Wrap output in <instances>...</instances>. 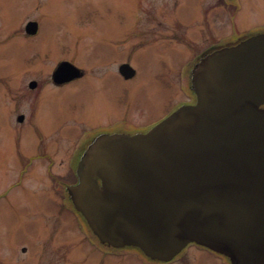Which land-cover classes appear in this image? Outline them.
<instances>
[{
  "label": "water",
  "instance_id": "obj_1",
  "mask_svg": "<svg viewBox=\"0 0 264 264\" xmlns=\"http://www.w3.org/2000/svg\"><path fill=\"white\" fill-rule=\"evenodd\" d=\"M78 72L62 60L52 79ZM191 86L195 101L147 131L96 137L68 186L73 204L101 242L151 260L193 242L230 264H264V33L204 54Z\"/></svg>",
  "mask_w": 264,
  "mask_h": 264
},
{
  "label": "rangeland",
  "instance_id": "obj_2",
  "mask_svg": "<svg viewBox=\"0 0 264 264\" xmlns=\"http://www.w3.org/2000/svg\"><path fill=\"white\" fill-rule=\"evenodd\" d=\"M161 1L0 0V19L11 20V25L22 29L5 43L8 35L3 30L7 28L0 26L3 95L4 87L6 95H14L6 87H15L30 77L37 81L35 101L41 81L62 59L86 71L60 91L64 95L58 94L59 98L46 104L45 112L26 114L21 128L16 127L13 113L10 117L4 113L0 97V264H229L223 255L193 243L168 262L150 261L133 248H112L95 239L77 213L53 205L50 194L36 188V193L31 191L32 175L45 162L34 159L31 164L28 158L36 145L51 139L52 135L46 136L44 131L56 119L90 117L95 113L123 118L131 129L170 112L182 102L192 101L187 73L185 68L179 72V65L196 52H140L134 47L157 40L156 34L161 44L165 43L162 39H170L162 34L172 33L178 16L174 5H163ZM145 8L155 11V19L148 20L143 15ZM27 20L37 21L38 32L24 39L19 35ZM115 45L128 46L129 50L117 53ZM120 60L132 63L137 69L135 78L124 81L119 77L116 65ZM104 61L111 63L92 67ZM14 91L19 93L18 89ZM89 124L66 123L76 131ZM73 168L61 163L53 165L66 182L74 180ZM8 254L11 259L5 256Z\"/></svg>",
  "mask_w": 264,
  "mask_h": 264
},
{
  "label": "flooded vegetation",
  "instance_id": "obj_3",
  "mask_svg": "<svg viewBox=\"0 0 264 264\" xmlns=\"http://www.w3.org/2000/svg\"><path fill=\"white\" fill-rule=\"evenodd\" d=\"M160 3L163 5H174L173 9L178 16L175 20L177 21V25H175L172 33L168 32L166 34V32H164L162 34L169 35L170 39L165 38L162 40H164L165 43L169 42L170 44H161L159 41L160 36L156 34L155 37L158 38L157 40H149L144 42L147 44L135 45L134 47L140 48V52L149 49L155 51L172 49L179 50L183 53L196 52L197 54L193 58L192 56L187 55L188 59L179 65V72L185 68V73H187L188 87L191 93L190 99H192V101L194 100V95L191 88V73L194 65L200 57L217 48L235 44L248 36L257 33H264V0H162ZM128 9L129 8L126 10ZM154 12L155 11L150 8H145L143 10V15L148 20L155 19L156 16ZM6 20L7 19L2 17L0 19V26L3 25V29L7 28L3 30L6 31V36L8 35L5 39V43L11 41V39L16 36L15 32H22L21 27L16 29L15 25L10 24L11 20ZM28 21L29 20L23 25V34L20 33L19 35L24 39H27L38 32V29L32 34L26 32L25 26ZM157 41H159V43H157ZM115 48L117 53H127L129 50L128 46L122 47V45H115ZM109 63L111 62L104 61L98 63L97 66H95L96 64L94 63L95 65H92V67H106ZM123 63L130 62L127 60H120L117 63L116 72L119 77L124 81L135 78L137 75V69L132 63L130 64L135 68L134 74L128 78L122 75L120 72V66ZM73 64L79 69L77 76L67 81L55 82L52 79L53 68L50 76L47 77L46 80L41 81L35 101L33 100V91L38 89L36 79L27 77L26 79L20 80L15 87L12 85L6 87L9 93H13L15 96L9 94L6 95L5 87L3 88V95L0 87V97L3 98L1 102L4 113L9 117L12 113L14 114L17 120L15 123L16 127L19 126L18 128H21L20 124L25 120L26 114L32 116L34 113L35 115H39L45 112L47 110L46 104L52 103L56 100L55 98L64 95L60 92L62 89L85 75L86 71L82 66L77 65L76 63ZM187 68H189V70ZM32 81L36 82L34 87L29 85ZM45 86L50 87L46 92L45 90H42ZM17 89L19 90V93L14 91ZM18 101H22L23 104H18ZM189 102L186 101L182 103ZM21 104L23 105L22 108ZM166 114H168V112L146 122V124H140L131 129L127 127L128 125L123 118H113L112 116L95 113H91L90 117L81 116L74 119L67 117L64 119L61 117L56 119V122L44 131L46 136L52 135L50 137L51 139L41 145H36V151L28 158V163L31 164L34 159L45 162V165L43 164V166H41L40 171H38L37 174L32 175V181L30 183L31 191L36 193L34 190V188H36L39 191L50 194L48 197L53 201V205L64 208L67 207L75 212L70 199L71 196L68 191V185L76 182V166L82 162V156L85 154L92 141L104 133H134L145 131ZM68 121H75L78 123L82 121L83 124H89L88 122L90 121L96 123L84 125L76 131L73 127L66 125ZM57 163L67 164L68 166L74 165V168L72 169L74 180L72 182H66L63 174L53 169V165H56ZM23 167L20 169V172ZM16 183L17 181L15 184ZM51 185L53 189L51 188ZM1 195L2 194L0 193V198ZM5 256H8V259H11L10 254Z\"/></svg>",
  "mask_w": 264,
  "mask_h": 264
}]
</instances>
